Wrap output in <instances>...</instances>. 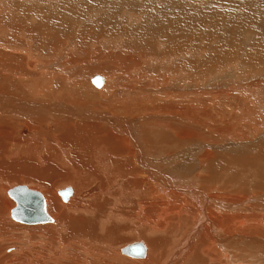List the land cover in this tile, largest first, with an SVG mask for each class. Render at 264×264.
<instances>
[{"label": "bare ground", "instance_id": "obj_1", "mask_svg": "<svg viewBox=\"0 0 264 264\" xmlns=\"http://www.w3.org/2000/svg\"><path fill=\"white\" fill-rule=\"evenodd\" d=\"M7 3L0 242L14 240L2 238L5 193L14 209L12 194L36 201L40 189L50 221L21 223L11 209L9 221L44 239L0 264L12 255L17 264H264V2ZM128 5L144 9L142 22L122 15L129 28L113 15ZM92 73L105 76L102 89ZM20 177L39 189L6 190ZM63 182L72 189L57 196ZM132 246L143 256L128 254Z\"/></svg>", "mask_w": 264, "mask_h": 264}, {"label": "rangeland", "instance_id": "obj_2", "mask_svg": "<svg viewBox=\"0 0 264 264\" xmlns=\"http://www.w3.org/2000/svg\"><path fill=\"white\" fill-rule=\"evenodd\" d=\"M4 0H2V7L3 6H5V7H7V2H9V1H12V0H5L4 2H3ZM32 1H34V0H32ZM260 1V3H263L264 2V0H253V2L254 3H256V2H259ZM28 2H31V1H28ZM4 3V4H3ZM6 4V5H5ZM131 6H133V8L131 9ZM194 6V1L192 2V3H188V4H186V8L187 9H190V8H192ZM0 8V10L1 9H4V8ZM189 7V8H188ZM6 9V8H5ZM124 9L125 10H115V12H114V14L113 15H115L116 16V18H118V22L120 23V22H123L125 25H126V27L127 28H129V27H133V26H131V24L128 22V23H125V21H122V15H128V14H131L132 13V10L137 14V16H138V18H139V20L142 22V16H143V13H144V9H142V10H140V9H138L135 5H128V6H124ZM131 9V10H130ZM213 11H215V10H217V7L216 6H214L213 8ZM160 10V9H159ZM80 11L82 12V11H84L83 9H81L80 8ZM98 11V10H97ZM116 11H118V12H116ZM160 12V11H159ZM159 12H157V13H159ZM207 12L209 13L210 11L209 10H207ZM117 13V14H116ZM156 13V14H157ZM193 13H196V10H194L193 11ZM120 14H121V18H120ZM155 14V15H156ZM153 17L155 16V15H153V14H151ZM100 17H102V16H100ZM168 17L169 18H171V16L170 15H168ZM181 18V17H180ZM181 20H182V18H181ZM116 21V20H115ZM129 24H130V26H129ZM133 24H135V23H133ZM108 25H111V23L110 24H108ZM113 25V24H112ZM167 25H169V26H171V27H173V25L174 26H177V24H166V26ZM189 27H192L193 28V26L192 25H189ZM206 27V24H202V25H198L197 26V31H202V32H205V30H207V28H205ZM110 28H112L111 30L112 31H114V30H117V26L115 25V26H112V27H110ZM191 28V29H192ZM204 28V29H203ZM205 37V36H204ZM203 37V38H204ZM216 48V47H215ZM203 55V56H202ZM206 54H203V51L202 52H200V56L203 58L204 56H205ZM117 62H118V59L116 60ZM81 63H84V61H82ZM124 64H125V61H124ZM29 65H31V63H29ZM126 67V66H125ZM230 67H232V66H230ZM127 69V68H126ZM93 75H99V76H102V78H104L105 79V76L103 75V74H101V73H92V75L90 74V76H93ZM262 75L263 74H259V75H257L256 77H257V79H258V81L261 83L260 84V87H259V89H257L256 90V93L258 94V96L259 97H261V98H263L264 99V88H263V84H264V81H262V78L264 77H262ZM253 79H255V76L253 77ZM252 79V80H253ZM252 80H250L249 81V83L250 82H252ZM89 83H90V85H91V87H94L95 88V86L91 83V81H90V77H89ZM103 86H104V84L99 88V89H102L103 88ZM236 86V85H235ZM237 86H243V85H237ZM263 89H262V88ZM95 89H98V88H95ZM98 89V90H99ZM261 126V125H260ZM262 127V126H261ZM264 128V127H263ZM263 131H264V129H263ZM21 178V177H20ZM19 178V179H20ZM25 182V183H24ZM6 184L7 185H5L7 188H6V190H8L9 188H11L12 186H18V185H23V186H27L28 188H30V189H33V190H38L39 188L38 187H35L34 185H32L30 182H28V181H25L23 178H21L19 181H7L6 182ZM35 187V189H34V187ZM67 187H70L71 189H72V186L69 184H67V183H60L59 185H57V187H56V189H55V193H56V195L57 196H59L58 195V192L57 191H59V190H62V189H64V188H67ZM37 188V189H36ZM40 190V189H39ZM38 190V192L41 194V195H43L40 191ZM74 190V189H73ZM75 191V190H74ZM72 195H74V192H73V194ZM73 196H71L70 198H69V200L72 198ZM43 198H44V200H45V205H46V210H47V204H46V198H45V196L43 195ZM61 199V198H60ZM82 200H81V205H82V207H85L86 206V199H87V196H85V197H83V198H81ZM5 200H7V201H5ZM61 201H62V199H61ZM84 201V202H83ZM9 202V203H8ZM63 202V201H62ZM69 202V201H68ZM68 202H66V203H68ZM64 203V202H63ZM65 203V204H66ZM7 204H8V206H7ZM15 205H14V202L8 197V195L5 193V198H4V201H3V209L4 208H6V209H4V212H5V214H7V218L5 217V220H7V221H5V225L6 226H4V228H6V229H4V231H5V233H3L2 234V238H7V237H10V238H13L14 240L12 241V242H2V240H1V242H0V249H2L1 251H0V258H2L3 256H4V254H10V253H13L14 252V250L15 251H17V249H18V251L19 250H23V248H24V246L25 247H27V248H29L30 246L28 245L30 242H32L33 243V241L35 242H38V241H41V240H43L44 238H42L41 236H39L38 235V233L36 232V231H34V230H30L31 228L30 227H32V226H26V225H23V224H20V223H17V222H15V221H13V220H11V221H9L10 219H9V214H8V212L10 213V210L11 209H13V207H14ZM8 207H11V208H8ZM8 210V211H7ZM49 216V215H48ZM50 217V216H49ZM13 223V224H12ZM10 224H11V226H13V225H15V226H18V228H15V229H12V228H10L11 226H10ZM8 226H10V227H8ZM14 227V226H13ZM21 230V231H20ZM24 231V232H23ZM8 232V233H7ZM12 232V233H11ZM16 232H17V235H16ZM26 232H27V234H26ZM32 232V233H31ZM15 233V234H14ZM22 235H23V238H22ZM31 235V236H30ZM13 236V237H12ZM15 236V237H14ZM31 237V238H28V237ZM21 237V238H20ZM25 239V240H24ZM21 241V242H19V241ZM38 240V241H37ZM140 241V238L139 239H137V238H134V239H130L129 241H128V244L129 243H133L134 241ZM142 240V239H141ZM18 241V242H17ZM35 242V243H36ZM141 242V241H140ZM2 243V244H1ZM4 243V244H3ZM144 243V242H143ZM125 244H127V242H125V243H122L118 248H120L121 246H123V245H125ZM15 245V246H14ZM31 245V244H30ZM16 246H18V247H16ZM32 247V249H35V248H33V247H36V245H32L31 246ZM30 247V248H31ZM124 247V246H123ZM29 248V249H30ZM147 248V247H146ZM120 253V252H119ZM44 254H48V251L46 250V251H44ZM49 255V254H48ZM48 255H42L43 256V259L42 260H39V259H35L34 258V260H37V261H43L44 260V258L45 259H48L49 258V256ZM14 257H15V259H14ZM16 257H18V256H16V255H12L11 257H10V259H9V257L7 258L6 256L4 257V258H6L7 260H10V262L9 263H11V264H17V258ZM135 259V258H134ZM144 259V258H143ZM250 259V258H249ZM252 260V259H251ZM255 261V260H254ZM249 262V261H248Z\"/></svg>", "mask_w": 264, "mask_h": 264}, {"label": "water", "instance_id": "obj_3", "mask_svg": "<svg viewBox=\"0 0 264 264\" xmlns=\"http://www.w3.org/2000/svg\"><path fill=\"white\" fill-rule=\"evenodd\" d=\"M97 86H101L100 78H96ZM93 81V80H92ZM71 191H66L61 193V196L66 199ZM33 195L36 198L31 199L29 196H22L19 194H12L11 196L16 200V207L11 211V217L13 220L25 223V224H38L45 223L50 221V218L44 212V200L39 193H34ZM15 196V197H14ZM128 254L134 257H142L143 256V247L132 246L129 247V250L126 251Z\"/></svg>", "mask_w": 264, "mask_h": 264}, {"label": "crops", "instance_id": "obj_4", "mask_svg": "<svg viewBox=\"0 0 264 264\" xmlns=\"http://www.w3.org/2000/svg\"><path fill=\"white\" fill-rule=\"evenodd\" d=\"M146 250V249H145Z\"/></svg>", "mask_w": 264, "mask_h": 264}]
</instances>
